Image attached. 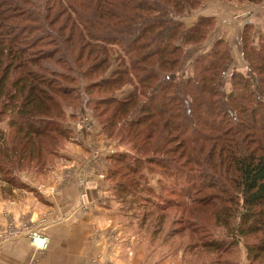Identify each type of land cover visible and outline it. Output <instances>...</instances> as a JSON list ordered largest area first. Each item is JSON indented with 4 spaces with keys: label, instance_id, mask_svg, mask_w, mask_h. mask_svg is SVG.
Instances as JSON below:
<instances>
[{
    "label": "trees",
    "instance_id": "1",
    "mask_svg": "<svg viewBox=\"0 0 264 264\" xmlns=\"http://www.w3.org/2000/svg\"><path fill=\"white\" fill-rule=\"evenodd\" d=\"M202 2L0 0V183L24 188L19 172L45 168L67 137L66 110L86 98L103 131L131 145L107 167L128 225L138 219L153 235L178 223L196 248L217 253L253 238L248 260L264 263V41L242 37L247 72L231 71L228 92L232 57L219 38L185 76L186 48L214 19L181 18ZM155 172L160 193L146 179ZM205 213L229 243L212 236Z\"/></svg>",
    "mask_w": 264,
    "mask_h": 264
},
{
    "label": "rangeland",
    "instance_id": "2",
    "mask_svg": "<svg viewBox=\"0 0 264 264\" xmlns=\"http://www.w3.org/2000/svg\"><path fill=\"white\" fill-rule=\"evenodd\" d=\"M193 13L194 10L181 18V21L188 27L198 21L197 19L200 17L194 18ZM212 18L214 21L208 30L205 41L192 48L190 46L186 48L189 50V54L183 62L182 69L185 76L191 74L192 68L190 63L193 57L201 52L205 53L209 51L212 48L213 41L218 39L214 36L218 35L222 28H220L218 33H214L216 30V20L214 17ZM238 18L236 15L233 16L234 20H238ZM236 31V35L229 40L219 38V40L221 39L228 45L232 57V62L226 71L224 79L226 82H224L223 88L227 92L230 89L228 77L231 71L235 70L242 74H246L247 72V65L242 57V37L247 34V37H249L250 42L255 48L258 47V43L264 41V23L260 24L257 29L251 23L242 24ZM130 89V86L124 87L119 91L118 97H123ZM86 101L87 99L84 98L81 107L77 110L71 108L66 110V119L63 122L65 128L68 130L67 137L63 140L56 155L45 168L40 171L27 169L19 172L18 181L25 186L24 188L11 187L10 189L5 183H0V215L3 221L0 223V243H9L15 239L23 238L30 244L32 243L31 236L29 235L31 232H37L48 243L49 238L45 230L52 222L57 220L49 210L58 207L57 198L61 196L59 193L69 187L72 179H75L78 189L76 207L82 209L89 208V189H92L94 194L99 196L95 202L100 207L107 208L112 202L113 205L111 207H114V210L119 215L120 222L126 226L128 234L139 238V249H144L143 255L154 258L156 263L164 261L167 264H251L247 257L245 243H253V238L242 239L237 246H233V244L228 245L217 253L211 250L196 248L194 246L196 238L192 236H189L191 237L189 238L187 232L179 233L178 229L181 226L178 223H173L169 226V232L173 230L171 238L170 233H167V228L163 231L167 235L164 233L152 235L145 227L141 230L138 226V219H133L130 222L129 218L128 225V222L120 215V205L115 200V197H113V192L107 181V167L109 165V157L125 152L130 153V142L127 139L122 140V137L116 133L113 136H108L93 116ZM86 126H89V129ZM0 128H3V130L7 128L5 120L0 123ZM111 150L113 153H110ZM100 175L103 177L100 178ZM162 178L156 172L146 174L148 186H152L155 193H160L157 181ZM85 181H87L86 185L83 184ZM168 183V181L165 182L167 188ZM83 193L85 196H82ZM163 195L169 197L168 194L164 193ZM175 200L179 201L181 198H175ZM61 204L63 205V201H59V205ZM63 206L66 207L65 204ZM39 207L44 210L48 209V212L36 217L29 214V209ZM171 214L170 218H172L173 222V220L178 218L179 213L172 210ZM200 217L202 218L200 221L209 224L208 228H210L209 231L212 233V236L220 240L226 238L224 229L214 226L208 213L201 214ZM121 236L122 234H118L117 231H112L110 234L111 240L114 243H119ZM199 236L202 237L203 235ZM226 239H228L226 241L229 243L230 238ZM202 240H206V238H202Z\"/></svg>",
    "mask_w": 264,
    "mask_h": 264
},
{
    "label": "crops",
    "instance_id": "3",
    "mask_svg": "<svg viewBox=\"0 0 264 264\" xmlns=\"http://www.w3.org/2000/svg\"><path fill=\"white\" fill-rule=\"evenodd\" d=\"M234 15L239 17L238 20L233 19ZM193 16L214 17V33L222 28L214 37L229 40L236 35V30L246 18L255 29L264 23V0L258 4L204 0L194 10ZM59 194L58 207L49 210L57 220L45 230L49 238L47 248L39 250L23 238L15 239L0 245V264H87L88 260L101 264H167L164 261L156 263L150 256L145 255V258L144 249H139V238L128 234L126 226L111 207L113 203L107 208L100 207L95 202L99 196L92 189L88 191L90 206L85 209L76 207L78 189L75 179ZM59 201H63L66 207L59 205ZM29 212L36 217L45 214L48 209L32 208ZM1 217L0 223L3 222ZM112 231L122 234L119 243L112 242Z\"/></svg>",
    "mask_w": 264,
    "mask_h": 264
},
{
    "label": "built area",
    "instance_id": "4",
    "mask_svg": "<svg viewBox=\"0 0 264 264\" xmlns=\"http://www.w3.org/2000/svg\"><path fill=\"white\" fill-rule=\"evenodd\" d=\"M243 24H244V25H246V24H250V20H249L248 18L244 19V20H243ZM86 127H87V129H89V126H86ZM110 153H113V151L111 150ZM102 177H103V176L100 175V178H102ZM83 184L86 185V184H87V181L83 182ZM82 196H85V194L83 193ZM20 234H21V233H20ZM22 234H23V233H22ZM29 235L31 236V239H32V240H31L32 243H30L32 246L36 247V248L39 249V250H44V249H46L48 243H46V239H45L43 236H41V235L38 234L37 232H31ZM36 239H38V240L41 241L40 245H38V246L35 245V243H34ZM1 244H3V243H0V245H1ZM87 264H101V263L98 262V261H96V260H88Z\"/></svg>",
    "mask_w": 264,
    "mask_h": 264
},
{
    "label": "bare ground",
    "instance_id": "5",
    "mask_svg": "<svg viewBox=\"0 0 264 264\" xmlns=\"http://www.w3.org/2000/svg\"><path fill=\"white\" fill-rule=\"evenodd\" d=\"M34 243H36L37 245H39V244L41 243V241L38 240V239H36ZM36 244H35V245H36Z\"/></svg>",
    "mask_w": 264,
    "mask_h": 264
}]
</instances>
